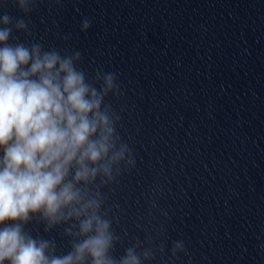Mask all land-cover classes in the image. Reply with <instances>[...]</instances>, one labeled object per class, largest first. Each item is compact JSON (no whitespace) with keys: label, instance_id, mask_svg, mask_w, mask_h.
Wrapping results in <instances>:
<instances>
[{"label":"clouds","instance_id":"9594fccd","mask_svg":"<svg viewBox=\"0 0 264 264\" xmlns=\"http://www.w3.org/2000/svg\"><path fill=\"white\" fill-rule=\"evenodd\" d=\"M13 2L25 16L36 4ZM91 23L85 17L81 31ZM14 31L27 32V22L0 14V264H144L163 254V245L137 240L112 255L120 237L102 211V189L136 166L117 131L121 116L106 102L121 95L118 74L97 69L90 80L80 51L12 44ZM33 218L46 233L66 225L70 251L58 255L54 239L26 231ZM180 254L189 256L182 239L171 248Z\"/></svg>","mask_w":264,"mask_h":264}]
</instances>
